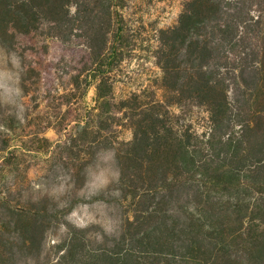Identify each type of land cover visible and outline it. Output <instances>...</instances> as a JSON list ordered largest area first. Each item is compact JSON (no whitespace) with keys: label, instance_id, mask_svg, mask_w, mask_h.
Here are the masks:
<instances>
[{"label":"trees","instance_id":"trees-1","mask_svg":"<svg viewBox=\"0 0 264 264\" xmlns=\"http://www.w3.org/2000/svg\"><path fill=\"white\" fill-rule=\"evenodd\" d=\"M129 8L128 0H0L1 41L68 42L81 31L93 67L84 90L95 84V94L75 133L90 130L98 148L107 114L120 119L114 129L131 131L112 147L135 215L94 252L69 230L49 264H264V0H184L176 23L139 48ZM130 63L156 71L116 101L115 78ZM10 148L0 189L18 146ZM0 202L9 203L1 191ZM22 213L0 223V264L41 254V213Z\"/></svg>","mask_w":264,"mask_h":264},{"label":"rangeland","instance_id":"rangeland-1","mask_svg":"<svg viewBox=\"0 0 264 264\" xmlns=\"http://www.w3.org/2000/svg\"><path fill=\"white\" fill-rule=\"evenodd\" d=\"M183 1L128 0L136 47L146 46L155 28L175 24ZM80 34L75 31L68 42L39 34L0 40V157L8 146H18L0 189L9 198V203L0 202V223L18 221L21 212H40L36 221L46 226L40 256L32 251L28 263L23 259L21 264L57 259L69 230L83 233L91 252L108 248L135 215L123 198L112 147L117 138H131L129 128L122 124L114 129L120 119L107 114L101 127L108 130L100 132L104 143L98 148L90 145V130L75 133L76 120L93 105L95 94V84L84 90L83 78L92 63ZM136 55L140 61L145 58L142 51ZM154 69L148 63L121 66L115 78L116 101L143 89ZM60 142L63 145L56 147Z\"/></svg>","mask_w":264,"mask_h":264}]
</instances>
